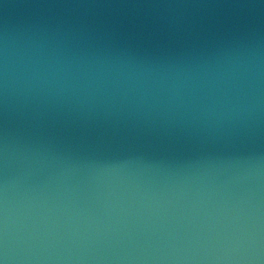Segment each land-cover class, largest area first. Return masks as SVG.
<instances>
[{
    "label": "water",
    "instance_id": "1",
    "mask_svg": "<svg viewBox=\"0 0 264 264\" xmlns=\"http://www.w3.org/2000/svg\"><path fill=\"white\" fill-rule=\"evenodd\" d=\"M0 264H264V0H0Z\"/></svg>",
    "mask_w": 264,
    "mask_h": 264
}]
</instances>
